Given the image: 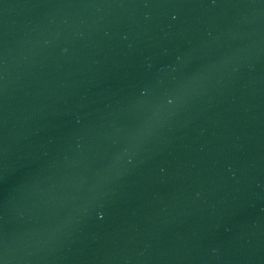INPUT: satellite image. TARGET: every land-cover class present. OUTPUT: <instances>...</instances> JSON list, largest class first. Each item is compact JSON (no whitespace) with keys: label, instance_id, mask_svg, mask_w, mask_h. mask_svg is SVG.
<instances>
[{"label":"water","instance_id":"water-1","mask_svg":"<svg viewBox=\"0 0 264 264\" xmlns=\"http://www.w3.org/2000/svg\"><path fill=\"white\" fill-rule=\"evenodd\" d=\"M264 228V0H0V264H240Z\"/></svg>","mask_w":264,"mask_h":264}]
</instances>
